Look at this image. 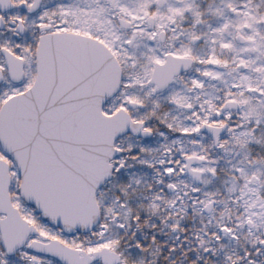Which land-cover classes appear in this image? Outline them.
<instances>
[{"label":"snow or ice","instance_id":"1","mask_svg":"<svg viewBox=\"0 0 264 264\" xmlns=\"http://www.w3.org/2000/svg\"><path fill=\"white\" fill-rule=\"evenodd\" d=\"M0 264H264V0H0Z\"/></svg>","mask_w":264,"mask_h":264}]
</instances>
